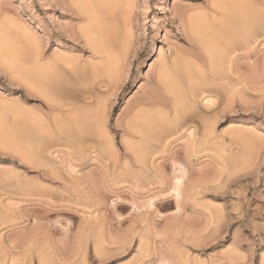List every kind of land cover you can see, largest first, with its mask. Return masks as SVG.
Masks as SVG:
<instances>
[{
    "label": "rangeland",
    "instance_id": "obj_1",
    "mask_svg": "<svg viewBox=\"0 0 264 264\" xmlns=\"http://www.w3.org/2000/svg\"><path fill=\"white\" fill-rule=\"evenodd\" d=\"M58 1L62 0H0V44L17 43L22 56L37 50V58L18 57L22 62L11 70L0 54V264H264V28L249 47L239 45L252 56L234 59L242 48L234 44L231 52L223 41L219 46L231 54L215 59L222 67L220 83L225 80L228 95L233 94L232 100L240 96L243 107L234 102L239 97L232 106L231 97L226 103L221 91L223 97L206 109L200 99L207 92H198L193 111L186 115L190 121L181 118L179 125L160 106L143 107L137 98L157 86V62L164 55L178 58L179 65L168 76L161 75L158 82L163 87L179 73L207 79L216 57L204 59L219 46L209 47L208 38L194 48L186 21L179 16L202 15L207 0H106V8L100 6L98 20L103 22L97 21L103 26L97 33L103 34L100 40L108 39L107 60L106 53L93 56L89 46L71 37L78 23ZM208 48L213 51L207 55ZM60 52L79 57L83 69L70 70L66 76L59 73V80L66 82H54L51 90L42 81L48 79L47 63ZM228 59H234L231 67ZM117 60L121 64H114ZM94 78L98 82L91 85ZM42 86L55 93L58 104L69 102L71 113L60 112L55 118L42 94L47 90L39 91ZM224 102L230 106L227 117H217L216 123L213 117ZM95 109L93 118L90 113ZM204 114L207 120L202 119ZM82 119L83 125L78 122ZM69 120L70 134H76L62 138L60 131L73 136L65 131ZM58 122H65L66 129L52 125ZM223 132L224 146L219 138Z\"/></svg>",
    "mask_w": 264,
    "mask_h": 264
},
{
    "label": "bare ground",
    "instance_id": "obj_2",
    "mask_svg": "<svg viewBox=\"0 0 264 264\" xmlns=\"http://www.w3.org/2000/svg\"><path fill=\"white\" fill-rule=\"evenodd\" d=\"M59 2V4H60V6L65 10V11H67V12H69L70 13V15L71 16H73L75 19H76V21H77V23H78V25H76V27L74 28L75 30L74 31H72L70 34H71V37L72 38H74L76 41H77V43H81V45H87V46H89L90 48H88V49H90L91 50V54L93 55V56H95V55H97V54H99V55H97V56H104L103 54H105L106 53V60H107V58H109V52H107V50H109L107 47V44H105V42L108 40V39H106V41H105V39L103 38L102 40H104L103 42L104 43H102L101 41L102 40H100L101 38H102V36H103V34H102V36H100L99 34L101 33L100 31V33L98 32V30H97V28L99 27V26H103L100 22L102 21L101 19V21L100 20H98L100 17H101V14H99V13H102L101 11H103V10H100V8L101 7H105V5H107V1L105 0H62V1H58ZM207 4H206V7H204V5H202V7L201 8H206V9H204V13L202 14V15H200V14H198V15H196V14H190V13H183L182 12V15H181V13H179V16H181V18H182V20L184 19L186 22V24H187V28H189V30L188 31H190V32H186V35H188L187 37H188V41L190 42V43H192L191 45L192 46H194V48L195 47H197V44H202V43H204L206 40L208 41V38H210V45L211 46H209V47H212L213 46V44L215 45L216 44V46H219L220 44H221V46L223 47V44H222V42L224 41V43H225V46H228V47H230L229 48V50L231 49V52H232V50L234 51L235 49H234V44H235V47L237 48V46L236 45H238V49H239V47L240 48H242V47H249V44L250 43H254L253 41H255V40H257L258 38H260L261 37V35L263 34L262 33V30H263V28H264V18H263V15H264V10L262 9V7H264V6H262V5H264V0H207V1H205ZM102 3V4H101ZM104 5V6H103ZM101 6V7H100ZM262 6V7H261ZM96 7H98L99 9H97V11H96ZM261 7V8H260ZM106 8V7H105ZM260 8V9H259ZM194 9V8H193ZM261 9H262V11H261ZM100 10V11H99ZM106 10H108V9H106ZM192 10V9H191ZM202 10V9H201ZM99 11V12H98ZM187 11H189V9L187 10ZM107 12V11H106ZM105 12V13H106ZM202 11H200L199 13H201ZM196 13V12H195ZM198 13V12H197ZM99 14V15H98ZM104 14V13H103ZM100 16V17H99ZM103 16V15H102ZM100 21V22H98V21ZM97 21V22H96ZM103 22V21H102ZM101 25H100V24ZM106 24V23H105ZM185 24V25H186ZM96 25H97V27H96ZM183 27H184V25H183ZM2 29H1V27H0V33L2 34ZM191 31H192V33H191ZM264 31V30H263ZM25 32V31H24ZM99 34H98V33ZM202 32H204V33H202ZM57 33V32H56ZM106 33V32H105ZM105 33H104V35H105ZM200 33H202V35L203 36H201L200 35ZM1 34H0V36H1ZM97 34V35H96ZM108 34V33H107ZM185 34V33H184ZM193 34H195V36L193 35ZM99 35V36H98ZM197 35H199V37H201V39L197 36ZM98 36V37H97ZM107 36H109V35H107ZM197 36V37H196ZM260 36V37H259ZM264 36V35H263ZM25 37V36H24ZM26 37H28L27 35H26ZM30 37V36H29ZM99 37H100V39H99ZM105 37V36H104ZM186 37V38H187ZM205 37H207V38H204ZM95 38H98V40L97 41H95L96 39ZM106 38H108V37H106ZM253 40H252V39ZM27 39H30V38H27ZM213 39V40H212ZM252 41H251V40ZM204 41V42H202L201 43V41ZM263 38H262V41H261V43L263 42ZM2 41H4V39L2 40ZM7 41V40H6ZM26 41V40H25ZM110 41V40H109ZM206 41V42H207ZM5 42V41H4ZM11 42V41H10ZM7 43V44H0V54L3 56H1L2 58L1 59H4V60H2V61H6V66H7V68L8 69H10V68H12V69H15V64H17V61H21L22 62V60H25V61H27L25 58L27 57V59H28V57L30 56V55H34L36 52H37V50H36V52L34 53L33 52V49H30L31 47L29 46V49L31 50V52H33V54L30 52V55H29V50H28V55L29 56H26L27 54L25 53V56H22V54H21V51H20V49H19V46L18 45H16V44H14V42L13 43ZM108 42V41H107ZM106 42V43H107ZM198 42V43H197ZM259 42V41H258ZM98 43H102V44H98ZM110 43V42H109ZM209 43H207L208 45H209ZM257 43V42H256ZM227 44V45H226ZM229 44V45H228ZM247 44H248V46H247ZM258 44V43H257ZM260 44V43H259ZM31 45V44H30ZM109 45V44H108ZM208 45H206V47H208ZM232 45V46H231ZM239 45H242V47L241 46H239ZM107 46V47H106ZM204 46V45H203ZM202 46V47H203ZM221 46H219L218 47V49L217 48H215L214 47V52L216 51V53H218V55L216 54H214V52L213 53H211L210 51H213V50H211V48H208L209 50L207 51H205L204 49V51L207 53V55H208V53L210 52L211 54H209V56L207 57V58H205V57H203V58H205L204 59V61H208V60H210V59H213L214 57H216V58H214L213 60H211V64H213L212 66H211V69H209V71H208V74L206 75V70H205V74L203 73L204 71H202V72H200V73H202V74H204V75H206V76H208L207 77V79H205V76L203 77V79L201 80V77H199V80H200V82H199V80H198V76H197V78L196 77H194V75H193V77L194 78H192V79H190V77H188V76H185V75H183V74H178L177 75V78H173V79H171L170 80V82H168V85L166 84V85H164L165 87H163L162 85V83H160V82H158V80H160V78L162 77V76H164V75H166V76H168L167 75V73H170L171 71H172V68L174 67V65H179V64H177V62H178V58H171V60L169 59V57L168 58H166L165 57V55L164 56H161L162 57V59H159L160 60V63L159 62H157L158 64H159V67L158 66H156V67H158L159 68V71H158V69L156 68V72L160 75L159 77H158V75H157V73H156V77H158V79H156L155 78V82H154V84L156 85L157 84V86H155V88L154 89H150L149 88V90H151V91H146L147 93H145L144 95H142V97H140L139 99L137 98V100H139V104L140 105H144L143 107H145L146 106V104L147 105H149V106H152L151 108H153V106H160V108H163V111L164 112H166V114H167V112H168V114L170 115V116H172V121H174V122H179L178 120H180L181 118H182V120L185 118V123H186V121L187 120H189V118L187 117L188 115H190V114H188V112H191V111H193V107L192 106H194L195 104L194 103H196V100L194 101V98L196 99L197 98V95H198V92L200 93V95H202V94H204L205 92H207V95H203L201 98L202 99H200V101L202 100V102L203 103H205V105L207 106V108L206 109H210V108H212V106L216 103V99L217 98H221V97H223V96H221V91H222V95H224V97H223V99H224V101L226 102H228L229 100V103L228 104H231V106H232V102L234 101V100H236L238 97V99L236 100V101H234L235 102V104H236V106L238 105V108H240V106H241V101H243V100H241L240 98V96H238L237 97V95H236V99L234 98V100H232V98H233V96H231V95H233V94H229L228 95V93L229 92H231L229 89H230V87H227V85H225L224 84V86H223V83L225 82V80H224V82L222 83H220V81L222 80V78L224 79V77H222L223 75L220 73L221 71H219V70H222V67H219V66H217L218 64H219V62L218 63H216V61H215V59H217V58H219L218 56H220L222 53L225 55L226 53H230V51H228V49L227 48H224V49H222V47ZM105 47V48H104ZM205 47V46H204ZM220 47H221V49H220ZM28 48V47H27ZM33 48V47H32ZM86 48V49H87ZM109 48H111V45H110V47ZM213 48V47H212ZM106 49V50H105ZM201 49V48H200ZM250 49V48H249ZM25 50V49H24ZM89 50V51H90ZM111 50V49H110ZM218 50H219V52H220V50H223V52L221 51V53L219 54V52H218ZM242 52L241 53H237L236 55H234L235 56V58L234 59H237L238 57L240 58V56L242 57V56H246V57H250V55H251V52H249L247 49H245V51H244V48H242ZM247 50V51H246ZM254 50V49H253ZM26 51H27V49H26ZM204 51H203V54H204ZM251 51V50H250ZM19 52H20V54H19ZM23 52V51H22ZM184 52V51H183ZM198 52H200V51H198ZM57 53H59V52H57ZM64 53V52H63ZM100 53H102V55H100ZM109 53V54H108ZM253 53V52H252ZM37 54V53H36ZM35 54V55H36ZM39 54V53H38ZM60 54L61 55H59V56H57V57H54V58H50V59H54L52 62H50L49 61V63H47V64H49L48 66L50 67V70H47L46 68H44L45 70H47L48 72H47V77H48V79L46 78V77H42V78H46L47 80L46 81H42L43 83H45V82H47V85H48V87L52 90L53 89V87H54V82L55 83H57V81H59L60 83H61V81L60 80H62L63 81V79H60L59 80V73L61 74L62 73V75L63 74H68L69 73V71L70 70H72L71 72H80L82 69H83V62H80L79 61V57H77L76 55H74V56H71L70 54H68L67 56H64V55H62V52H60ZM192 54H194V52L192 53ZM199 54V53H198ZM201 54V53H200ZM213 54V55H212ZM231 54V53H230ZM21 55V56H20ZM24 55V54H23ZM32 56V57H36L37 58V55L36 56ZM65 55H66V53H65ZM191 55V54H190ZM212 55V56H211ZM39 56V55H38ZM200 56V55H199ZM202 56V55H201ZM223 56V55H222ZM231 56V55H230ZM229 56V57H230ZM233 56V55H232ZM252 56V55H251ZM20 59H22V60H20ZM21 57H24V59L23 58H21ZM40 57V56H39ZM100 57V58H101ZM160 57V56H159ZM173 57V56H172ZM176 57V56H175ZM194 57H195V55H194ZM212 57V58H211ZM225 57V56H224ZM43 58V57H42ZM81 58V57H80ZM199 58V57H198ZM243 58V57H242ZM29 59H32V58H29ZM28 59V60H29ZM33 59H35V58H33ZM32 59V60H33ZM44 59V58H43ZM82 59V58H81ZM105 59V58H104ZM207 59V60H206ZM220 59V58H219ZM234 59H228L230 62H229V67H231V65H232V63H233V65H234ZM91 60H93V59H91ZM95 60V59H94ZM94 60H93V62H94ZM110 60V59H109ZM116 60V59H115ZM114 60V61H115ZM181 60V59H180ZM179 60V61H180ZM196 60V59H195ZM218 60V59H217ZM222 60H224L223 58H222ZM240 60V59H239ZM238 60V61H239ZM25 61H24V63H25ZM31 61V60H30ZM36 61H37V59H36ZM83 61V60H82ZM103 61V60H102ZM113 61V62H114ZM199 61H201V60H199ZM33 62V61H32ZM38 63L39 62H41L40 60L39 61H37ZM43 62H46V60L45 61H43ZM42 62V63H43ZM85 62H87L86 60H85ZM95 62H97L96 60H95ZM100 62H101V59H100ZM100 62H99V64H100ZM104 62V61H103ZM185 62V61H184ZM196 62H198L197 60H196ZM29 63H31V62H29ZM111 63V62H110ZM115 63H119V61L117 60V62H114V64ZM183 63V62H182ZM200 63V62H199ZM206 63H208V62H206ZM222 64H223V62H221ZM220 63V64H221ZM27 64V63H26ZM41 64V63H40ZM46 64V65H47ZM113 64V65H114ZM119 64H121V63H119ZM157 64V65H158ZM186 64V63H185ZM187 64H189V62L187 63ZM43 65V67H46L45 65H44V63L42 64ZM110 65V64H109ZM112 65V64H111ZM183 65V64H182ZM190 65H191V63H190ZM192 65H194V63H192ZM237 67H239L240 65L237 63ZM38 66V65H37ZM86 66V65H85ZM119 66V65H118ZM121 66V65H120ZM119 66V67H120ZM197 66H198V64H197ZM199 66L201 67L202 65H200L199 64ZM206 66V65H205ZM204 66V67H205ZM18 67V66H17ZM21 67V66H20ZM33 67V66H32ZM91 67V66H90ZM92 67H93V65H92ZM97 67V66H96ZM112 67V66H111ZM114 67H116L117 68V65H114ZM176 67V66H175ZM174 67V68H175ZM207 67V66H206ZM61 68V69H60ZM65 68H67L68 69V72L65 70L64 72H63V70L62 69H65ZM105 67H103V69H104ZM107 68V70H109V68L108 67H106ZM105 68V69H106ZM116 68H112V71L113 72H115L116 73V71H114V70H117ZM184 68V67H183ZM192 68V67H191ZM198 69H199V67H197ZM218 68H219V70H218ZM94 69H95V67H93V69H91V70H93L94 71ZM98 69V68H97ZM114 69V70H113ZM119 69V68H118ZM190 69V68H189ZM195 69V68H194ZM204 69H206V68H204ZM203 69V70H204ZM208 69V68H207ZM224 69V68H223ZM233 69V68H232ZM11 70V69H10ZM30 70H32L31 68H30ZM43 70V69H42ZM98 70H100V69H98ZM178 70V69H177ZM182 70V69H181ZM191 70V69H190ZM230 70V69H229ZM236 70V69H235ZM238 70H241V69H237V71H236V74L239 76V77H241L242 76V71L240 72V71H238ZM85 71V70H84ZM92 71V72H93ZM187 71H189V70H187V68H186V72ZM195 71H197V70H195ZM234 71V70H233ZM232 71V72H233ZM40 72V71H39ZM74 72V73H75ZM92 72H90V74L92 73ZM110 72H111V68H110ZM109 72V73H110ZM179 72V71H178ZM225 73H226V70L224 71ZM230 72V71H229ZM231 72V73H232ZM26 73V72H25ZM37 73V72H36ZM46 73V72H45ZM81 73H83V72H81ZM80 73V74H81ZM87 73V72H86ZM94 73V72H93ZM103 73H104V71H103ZM115 73H113V74H115ZM155 73V72H154ZM173 73H175L174 71H173ZM172 73V74H173ZM225 73H224V75H225ZM234 73H235V71H234ZM244 73V72H243ZM40 74H42V73H40ZM99 74H100V72H99ZM106 74V73H105ZM112 74V73H111ZM189 74H191V72L189 73ZM193 74V73H192ZM233 74V73H232ZM235 74V75H236ZM30 75H32V74H30ZM61 75V76H62ZM73 75H75V74H73ZM82 75V74H81ZM85 75V74H84ZM83 75V76H84ZM98 75V71H97V74H96V76ZM102 75V74H101ZM162 75V76H161ZM228 74H226V76H227ZM34 76V75H33ZM40 76V75H39ZM44 76V75H43ZM63 76H66V75H63ZM70 76V75H69ZM68 76V77H69ZM79 76V75H78ZM94 77H95V74L93 75ZM108 77H109V79H110V77L111 76H109V75H107ZM170 76H171V74H170ZM169 76V77H170ZM225 76V77H226ZM238 76H235V77H238ZM244 76H245V74H244ZM28 77H29V74H28ZM35 77H37L38 78V76H35ZM41 77V76H40ZM59 77V78H58ZM77 77V76H76ZM98 77H100L99 75H98ZM112 77H113V75H112ZM111 77V78H112ZM30 78V77H29ZM90 78H92V76L90 77ZM89 78V79H90ZM114 78V77H113ZM227 78V77H226ZM30 79H33L32 77L30 78ZM57 79V80H56ZM64 79H66V78H64ZM81 79V78H80ZM94 79H96V78H94ZM93 79V80H94ZM195 79H197V80H195ZM231 79V78H230ZM237 79V78H236ZM238 79H240V78H238ZM242 79V78H241ZM91 80V79H90ZM112 80L113 79H111L110 81L112 82ZM157 80V81H156ZM161 80H164V78H162ZM165 80H166V78H165ZM194 80H195V82H194ZM219 80V81H218ZM234 80V79H233ZM32 82L34 81V79L33 80H31ZM30 81V82H31ZM96 81L98 82V80L96 79L95 81H91L90 83H91V85L92 84H94V83H92V82H95L96 83ZM109 81V80H108ZM114 81V80H113ZM168 81V80H167ZM167 81H166V83H167ZM194 83H193V82ZM196 81H198V82H196ZM226 81H228V80H226ZM49 82H50V84H49ZM64 82V81H63ZM65 82H66V80H65ZM64 82V83H65ZM109 83V82H106V83H109V84H114V83ZM152 82V83H153ZM235 82V81H234ZM233 82V83H234ZM240 82V81H239ZM51 83L53 84L52 86H51ZM80 83V82H79ZM122 83V82H121ZM226 83V82H225ZM243 83V82H242ZM62 84V83H61ZM82 84V83H81ZM87 84H89V81H88V83ZM109 84H105V85H108V87H109ZM149 84V83H148ZM154 84H153V87H154ZM165 84V83H164ZM227 84H229V83H227ZM241 84V83H240ZM66 85V84H65ZM90 84H89V86L91 87V89L94 87H92ZM204 85V86H203ZM207 85H209V87L208 88H206L205 86H207ZM46 86V85H45ZM56 86H58V84H56ZM81 86H84V85H81ZM113 87L115 86V84L114 85H112ZM112 86L110 85V89H113L112 88ZM231 86V85H230ZM243 86V85H242ZM43 87V89H40L39 91H41V90H47V88H45L44 89V86H42ZM47 87V86H46ZM59 87V86H58ZM89 87V88H90ZM147 87V86H146ZM199 87H202V88H200L199 89ZM203 87H205L206 89H203ZM211 87V88H210ZM228 88V89H226V88ZM238 87V86H237ZM145 88V87H144ZM243 88V87H242ZM241 88V89H242ZM56 89V88H55ZM54 89V90H55ZM58 89V88H57ZM86 89V91H88L89 89L86 87L85 88ZM88 89V90H87ZM148 89V88H147ZM53 90V91H54ZM94 90H95V88H94ZM203 90V91H202ZM240 90V89H239ZM263 90V89H262ZM145 91V90H144ZM205 91V92H204ZM242 91V90H241ZM264 91V90H263ZM42 92V91H41ZM48 90L46 91V92H42V94L49 100V98H48V93L50 92H52V91H49L48 93ZM54 92H56V91H54ZM89 92H91V91H89ZM201 92H202V94H201ZM228 92V93H227ZM238 93H240V92H238ZM53 94H55V93H53L52 92V94H49V97L50 96H54L53 97V99L55 100L56 98H58V97H55V95H53ZM84 94V93H83ZM95 94V93H94ZM86 95V94H85ZM85 95H83V96H85ZM91 96V95H90ZM89 96V97H90ZM95 96H96V94H95ZM52 97H50L51 98V100H49V101H47V99H46V102H48V103H46L47 104V107L49 108V109H51V110H55V112L53 113L54 114V116H56L55 118H58L57 116H60L61 117V115L64 113V114H66L67 112L66 111H68L67 109V103H69V102H67L66 104H58V100L56 101V102H54V101H52L53 99H52ZM88 97V96H87ZM94 97V96H93ZM97 97H99V95L97 96ZM96 97V98H97ZM102 97V96H101ZM225 97H228L227 99H225ZM229 97H231L230 99H229ZM80 98V97H79ZM84 99H86V97H83V100ZM88 99V98H87ZM87 99H86V101H87ZM92 99V98H91ZM95 99V98H94ZM229 99V100H228ZM77 100V99H76ZM78 100H81L82 101V99H78ZM90 100V99H89ZM88 100V101H89ZM98 100H101V99H98ZM102 100H103V97H102ZM232 100V101H231ZM80 101V102H81ZM94 101V100H93ZM92 101V102H93ZM97 101V100H96ZM96 101H94L95 102V104H96ZM60 102V101H59ZM79 102V103H80ZM91 102V101H90ZM93 102V103H94ZM99 102V101H98ZM97 102V103H98ZM135 102H137L136 100H135ZM223 103L224 105H219L218 106V110L216 111V113H215V115H217V116H215L214 115V117H213V115H212V117L214 118V122H216L217 123V117H219V118H224V117H227V108L229 109V105L228 104H226V103ZM234 102H233V104H234ZM134 103V102H133ZM138 103V102H137ZM86 103H84L83 102V105H85ZM94 104V105H95ZM100 104V103H99ZM99 104H96V105H99ZM194 104V105H193ZM244 103H242V105H243ZM10 105V104H9ZM67 105V106H66ZM87 105H89V104H87ZM91 105V104H90ZM95 105V106H96ZM103 105H104V103H103ZM201 105H202V103H201ZM229 107H228V106ZM79 106V105H78ZM95 106H94V108H95ZM134 106V105H133ZM141 106V107H142ZM221 106V107H220ZM235 106V105H234ZM233 106V107H234ZM82 106L80 105V108H81ZM89 107V109H90V106H88ZM92 107V106H91ZM97 107V106H96ZM135 107H139V105L138 106H135ZM148 106H146V108H147ZM155 107V108H156ZM195 107V106H194ZM232 107V108H233ZM243 106H241V108H242ZM84 108H86V107H83V109ZM93 107L91 108V110H93L94 109ZM159 108V107H158ZM238 108H237V110H238ZM240 108V109H241ZM83 109H80L81 110V112H83V111H85V110H83ZM98 109H99V107H98ZM100 109H101V107H100ZM141 109V108H140ZM157 109V108H156ZM165 109V110H164ZM198 109V108H197ZM216 109V108H215ZM75 110V109H74ZM143 110V109H142ZM161 110V109H160ZM204 110V109H203ZM16 111V110H15ZM57 111H59V113L57 114L56 112ZM77 111V110H76ZM100 111V110H99ZM137 111H139V109L137 110ZM144 111V110H143ZM143 111H142V113H143ZM146 111H147V109H146ZM157 111V110H156ZM162 111V113H164ZM210 111H212V110H210ZM210 111H209V113H210ZM2 112H3V110H2ZM60 112L62 113V114H60ZM69 113H71L70 111H68ZM73 112H75V111H73ZM90 112V111H89ZM92 112V111H91ZM97 112H98V110L96 111V109H95V111L93 112V113H90L91 114V116L94 118V116H96L95 115V113L97 114ZM150 112V111H149ZM152 112V111H151ZM208 112V111H207ZM56 113V114H55ZM68 113V114H69ZM85 114L87 113L88 114V112H84ZM100 113V112H99ZM98 113V114H99ZM159 113H161L159 110H158V113L157 114H159ZM193 113V112H192ZM205 113V112H204ZM212 113V112H211ZM60 114V115H59ZM67 114V115H68ZM73 114H75V113H73ZM77 114V113H76ZM76 114L74 115L76 118H78L77 116H76ZM140 114V116H141V113H139ZM144 114V113H143ZM165 114V115H166ZM213 114V113H212ZM20 115V114H19ZM22 115V114H21ZM24 115V114H23ZM82 115H83V113H82ZM94 115V116H93ZM100 115V114H99ZM187 115V116H186ZM210 115V114H209ZM51 116V115H50ZM88 116H89V114H88ZM98 116V115H97ZM163 116V115H162ZM83 117V116H82ZM81 117V118H82ZM91 117V118H92ZM152 117H153V115H152ZM155 117V116H154ZM157 117V116H156ZM164 117V116H163ZM166 117H168L167 115H166ZM195 117V116H194ZM51 118H54V117H51ZM81 118H79V119H81ZM98 118V117H97ZM149 118V117H148ZM161 118V117H160ZM212 118V119H213ZM8 119V118H7ZM84 119V118H83ZM83 119L82 120H78V122H84L83 121ZM149 119H151V118H149ZM163 119H166V118H163ZM202 119H206L207 120V117H206V115L204 114V117L202 118ZM201 119V120H202ZM97 120H99V119H97ZM170 120V119H169ZM168 120V121H169ZM208 120H210V118L208 117ZM220 120V119H219ZM24 121H26V120H24ZM62 121V120H61ZM71 120H69V121H67L68 123L70 122ZM75 121V120H74ZM77 121V120H76ZM167 121V120H166ZM171 121V120H170ZM190 121V120H189ZM8 122V121H7ZM52 122H53V120H52ZM55 122H57V120H55ZM66 122V123H67ZM98 122V121H97ZM96 122V123H97ZM181 122V121H180ZM183 122V121H182ZM182 122H181V124H182ZM208 122V121H207ZM66 124L65 125V122L64 123H60V122H58L57 124H52L54 127H55V125L56 126H58V124L59 125H61L59 128H61L62 126H67V128L68 129H70L68 126L70 125V124H72V121H71V123H69V124ZM77 123V122H76ZM99 123V122H98ZM105 123V122H104ZM184 123V124H185ZM206 123V122H205ZM210 123V122H209ZM7 124H10V123H7ZM64 124V125H63ZM82 125L84 124V123H81ZM80 124V125H81ZM168 124V123H167ZM179 124V123H178ZM190 123H188V126H190L189 125ZM202 124V123H201ZM214 124V123H213ZM74 125V124H73ZM77 125H79L78 123H77ZM76 125V126H77ZM79 125V126H80ZM171 125V124H170ZM180 125V124H179ZM65 126L64 127H62L61 129H63L64 128V130L66 129L65 128ZM78 126V127H79ZM3 127H5V126H3ZM26 127V126H25ZM30 127V126H29ZM53 127V128H54ZM72 127V126H71ZM74 127H75V125H74ZM82 127V126H81ZM177 127H179V126H177ZM197 127V126H196ZM204 127V126H203ZM83 128V127H82ZM206 128V127H205ZM209 127H207V129H208ZM34 129V128H33ZM68 129H66L65 131L66 132H68L69 133V135H73V136H69L68 137V135H66V133L64 134L63 132L61 133V131L59 132V135H61V137L63 138V137H65L66 138V136H67V138H70V139H72V138H74V135L76 134L75 133V131H74V133L73 134H70L71 133V129H70V131L68 130ZM75 129L77 130V128L75 127ZM190 129H192V128H190ZM189 129V130H190ZM212 129V128H211ZM127 130H128V128H127ZM18 131V130H17ZM79 131H80V128H79ZM82 131V130H81ZM80 131V132H81ZM130 131V130H129ZM193 131V130H192ZM192 131L190 130L189 131V133H190V135L192 134ZM206 131V130H205ZM79 132V133H80ZM135 132H138V131H135ZM141 132H142V130H141ZM77 133H78V131H77ZM126 134H128V132L126 131L125 132ZM144 133V132H143ZM210 133V132H209ZM209 133H208V136H209ZM23 134H25V133H23ZM29 134V133H28ZM130 134V133H129ZM136 134V133H135ZM82 135H83V133H82ZM10 136V135H9ZM25 136V135H24ZM80 136V135H79ZM131 136V135H130ZM132 136H134L133 134H132ZM137 136V135H136ZM139 136H141V134H140V130H139V133H138V137H137V140L138 139H140L139 138ZM192 136V135H191ZM208 136H207V138H208ZM220 137V140H221V143H222V146H224L225 145V142H227V141H225L226 139H227V136L226 135H224V132H223V134L221 133V135H219ZM78 137V136H77ZM77 137L75 138V139H77ZM82 137V136H81ZM147 137H148V135H147ZM206 137V136H205ZM58 138H60V137H58ZM122 138V137H121ZM133 138V137H132ZM143 138H145V137H142V139ZM74 139V140H75ZM148 140V139H147ZM73 141V140H72ZM141 141H143V140H141ZM145 141V140H144ZM220 142V141H219ZM128 143V142H127ZM127 146H128V144H127ZM131 146V145H130ZM220 146V145H219ZM129 147V146H128ZM131 148V147H130ZM42 149V148H41ZM222 149V148H221ZM225 149V148H224ZM44 151V150H43ZM127 154V153H126ZM47 164V163H46ZM34 165V164H33ZM38 165H41V164H38L37 163V166ZM43 165V164H42ZM46 171V170H45ZM44 174V173H43ZM177 181L178 182H180L181 183V181H180V179H177ZM179 183V184H180ZM177 185V184H176ZM174 190V189H173ZM178 193V192H177ZM31 234V233H30ZM32 237H33V234H32ZM32 237L31 236H28V238H27V240L29 239V238H31L32 239ZM30 239V240H31ZM26 240V241H27ZM29 241V240H28ZM25 242V241H24ZM30 242V241H29ZM64 261V260H63ZM67 261H69V259L67 260ZM42 264V263H41ZM44 264V263H43Z\"/></svg>",
    "mask_w": 264,
    "mask_h": 264
}]
</instances>
